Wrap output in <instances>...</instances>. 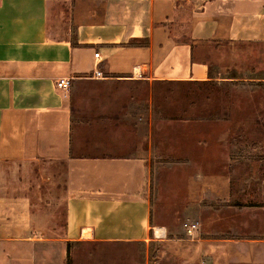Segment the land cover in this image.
I'll list each match as a JSON object with an SVG mask.
<instances>
[{"label":"crops","instance_id":"1","mask_svg":"<svg viewBox=\"0 0 264 264\" xmlns=\"http://www.w3.org/2000/svg\"><path fill=\"white\" fill-rule=\"evenodd\" d=\"M95 68L104 79L90 78ZM252 70L264 75V0H0V164L64 167L66 243L161 238L167 229L151 220V118L84 122L71 86L116 79L150 109L154 83L250 80ZM62 78L67 92L56 87ZM92 124L111 137L122 126L132 137L144 130L146 140H129L122 154L94 140L83 153L80 130Z\"/></svg>","mask_w":264,"mask_h":264},{"label":"rangeland","instance_id":"2","mask_svg":"<svg viewBox=\"0 0 264 264\" xmlns=\"http://www.w3.org/2000/svg\"><path fill=\"white\" fill-rule=\"evenodd\" d=\"M251 72H243L250 80L158 85L150 109L143 92L116 79L71 86L73 115L84 122L151 118V220L167 233L66 243L64 167L0 164V264H264V75ZM92 126L80 130L83 153H93L94 140L114 154L146 140L144 130L132 137L122 126L111 137Z\"/></svg>","mask_w":264,"mask_h":264},{"label":"built area","instance_id":"3","mask_svg":"<svg viewBox=\"0 0 264 264\" xmlns=\"http://www.w3.org/2000/svg\"><path fill=\"white\" fill-rule=\"evenodd\" d=\"M94 59L95 60H99V54H98V52H96L94 54ZM90 78L91 79H104L105 77H104V75L102 74V72L98 68H95V70L90 75ZM70 82H71V80L70 79H67V78L59 79L56 82V87L58 89H61V90L65 91V92H67L69 90V88H70ZM191 228H193V227H191ZM191 228L190 229H187V233L190 234L192 232Z\"/></svg>","mask_w":264,"mask_h":264},{"label":"trees","instance_id":"4","mask_svg":"<svg viewBox=\"0 0 264 264\" xmlns=\"http://www.w3.org/2000/svg\"><path fill=\"white\" fill-rule=\"evenodd\" d=\"M193 82H157V83H154L153 86H152V99H156L155 98V95H156V92H157V86L158 85H175V84H178V85H182V84H191Z\"/></svg>","mask_w":264,"mask_h":264},{"label":"bare ground","instance_id":"5","mask_svg":"<svg viewBox=\"0 0 264 264\" xmlns=\"http://www.w3.org/2000/svg\"><path fill=\"white\" fill-rule=\"evenodd\" d=\"M83 236V235H82Z\"/></svg>","mask_w":264,"mask_h":264}]
</instances>
